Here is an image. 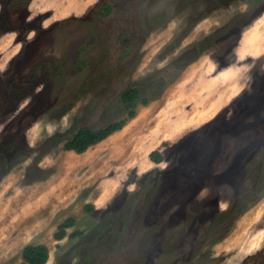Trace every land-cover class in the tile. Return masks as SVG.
Segmentation results:
<instances>
[{
    "label": "rangeland",
    "instance_id": "obj_1",
    "mask_svg": "<svg viewBox=\"0 0 264 264\" xmlns=\"http://www.w3.org/2000/svg\"><path fill=\"white\" fill-rule=\"evenodd\" d=\"M10 5L0 264H27V244L47 246L45 264H264V0ZM129 87L148 101L130 119ZM123 119L85 152L64 149Z\"/></svg>",
    "mask_w": 264,
    "mask_h": 264
},
{
    "label": "trees",
    "instance_id": "obj_2",
    "mask_svg": "<svg viewBox=\"0 0 264 264\" xmlns=\"http://www.w3.org/2000/svg\"><path fill=\"white\" fill-rule=\"evenodd\" d=\"M16 0H6V5L3 7L1 13V19L3 24L9 25L10 20L8 19V14L12 10V6L10 4H14ZM19 1V0H17ZM23 1V0H22ZM1 2V0H0ZM10 5V6H9ZM140 92L137 87H129L126 88L121 94V100L124 103H128L131 110L128 112L129 119L133 118L136 114L135 107L138 103L147 104L148 101L146 99H140ZM128 120L123 119L118 122L109 123L107 126L93 129L91 127H81L77 130V132L65 142L64 149L67 151H73L77 154L85 152L90 146L99 143L100 141L106 139L112 133L120 130ZM12 144L10 145H0V162L6 163L8 153L12 151ZM149 158L156 163L162 161V155L153 150L149 153ZM91 204H86L85 208L90 211L92 210ZM74 225V220L69 218L66 219L58 226V230L55 232L54 237L57 240L63 239L66 235V229L72 227ZM79 231H74L70 234V236H75L79 234ZM22 258L27 264H45L49 258V250L47 246L43 244H27L22 249Z\"/></svg>",
    "mask_w": 264,
    "mask_h": 264
},
{
    "label": "flooded vegetation",
    "instance_id": "obj_3",
    "mask_svg": "<svg viewBox=\"0 0 264 264\" xmlns=\"http://www.w3.org/2000/svg\"><path fill=\"white\" fill-rule=\"evenodd\" d=\"M104 9H105V11L108 12V13L111 11L109 6H105Z\"/></svg>",
    "mask_w": 264,
    "mask_h": 264
},
{
    "label": "bare ground",
    "instance_id": "obj_4",
    "mask_svg": "<svg viewBox=\"0 0 264 264\" xmlns=\"http://www.w3.org/2000/svg\"><path fill=\"white\" fill-rule=\"evenodd\" d=\"M141 117H142V116H141ZM126 127H127V125L124 126L120 131H122V132H123V131H126V130L128 129V128H126ZM115 134H116V133H115ZM89 148H90V147H89ZM89 148H88V149H89Z\"/></svg>",
    "mask_w": 264,
    "mask_h": 264
}]
</instances>
